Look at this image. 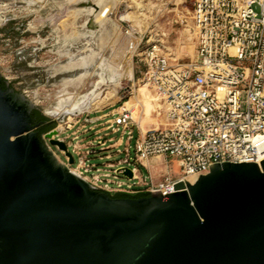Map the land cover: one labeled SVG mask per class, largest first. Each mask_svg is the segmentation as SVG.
<instances>
[{"label":"water","instance_id":"water-1","mask_svg":"<svg viewBox=\"0 0 264 264\" xmlns=\"http://www.w3.org/2000/svg\"><path fill=\"white\" fill-rule=\"evenodd\" d=\"M32 106L0 88V264H264V159L112 198L69 169L56 127L44 136L66 161L39 139Z\"/></svg>","mask_w":264,"mask_h":264},{"label":"built area","instance_id":"built-area-1","mask_svg":"<svg viewBox=\"0 0 264 264\" xmlns=\"http://www.w3.org/2000/svg\"><path fill=\"white\" fill-rule=\"evenodd\" d=\"M189 12L190 21L180 23L189 30L193 56L181 61L160 39L142 50L141 80L163 105L161 123L140 129L123 102L109 114L117 116L106 120L112 132H120L115 152L124 153L113 161L95 147L101 136L89 141L86 151L58 137L70 148L73 162L77 156L69 169L90 186L130 194L160 190L164 195L174 192L176 183H193L208 173L209 164H260L264 159V0H194ZM92 157L103 162H91Z\"/></svg>","mask_w":264,"mask_h":264},{"label":"rangeland","instance_id":"rangeland-1","mask_svg":"<svg viewBox=\"0 0 264 264\" xmlns=\"http://www.w3.org/2000/svg\"><path fill=\"white\" fill-rule=\"evenodd\" d=\"M193 1L0 0V15L6 17L0 24V75L55 119L57 137L76 143L79 151H86L98 136L102 142L114 136L94 143L96 149L101 147L100 155L108 152L116 160L124 153L105 147L120 136L106 123L117 114H108L119 111L124 102L140 129L162 122L163 105L141 80L142 50L160 39L175 56H182L181 61L193 56L189 30L180 23L190 21ZM254 10L259 12V7L254 5ZM90 161L103 162L98 157ZM76 162L74 155L73 167Z\"/></svg>","mask_w":264,"mask_h":264},{"label":"flooded vegetation","instance_id":"flooded-vegetation-1","mask_svg":"<svg viewBox=\"0 0 264 264\" xmlns=\"http://www.w3.org/2000/svg\"><path fill=\"white\" fill-rule=\"evenodd\" d=\"M4 85H5V86H2V85H1V81H0V88H1V90H3V91L8 90V88H12L10 85H8V84L6 83V81L4 82ZM36 110L40 111L41 114L45 115V114H44V113H43L38 107H36V106L33 105L32 107H30V109H29V111H28V114H29V117H30V124L34 127L33 129H34V131L36 132V134H37V136L39 137V139H40L41 141H43L47 147H50L53 151H55L56 147L53 146V145H51V144H49L47 138L44 136V134H45L47 131H49L50 129H52L53 126H52L51 128H49L48 130L42 132L41 134L39 133V130H40L41 127L45 126L46 124H54V121L51 120V119H48V120H45V121L38 120V119L35 117V115H34V111H36ZM45 116H46V115H45ZM53 137H54V138H58L57 135H55V136H53Z\"/></svg>","mask_w":264,"mask_h":264},{"label":"trees","instance_id":"trees-1","mask_svg":"<svg viewBox=\"0 0 264 264\" xmlns=\"http://www.w3.org/2000/svg\"><path fill=\"white\" fill-rule=\"evenodd\" d=\"M0 81H1V85L5 86L4 85L5 80L1 75H0ZM34 115L38 120H41V121L48 120V117L41 114L40 111H38V110L34 111ZM52 126H53V124H46L45 126L40 128L39 133L41 134L42 132L48 130ZM97 191L104 192L112 198H138L141 196H149L150 195L149 193L130 194V193H125V192H108V191H105L102 189H97Z\"/></svg>","mask_w":264,"mask_h":264},{"label":"bare ground","instance_id":"bare-ground-1","mask_svg":"<svg viewBox=\"0 0 264 264\" xmlns=\"http://www.w3.org/2000/svg\"><path fill=\"white\" fill-rule=\"evenodd\" d=\"M33 0H25V2H26V4H30L31 2H32ZM37 1V0H36ZM112 1V0H111ZM105 2V1H104ZM105 5V4H104ZM114 5V4H113ZM0 8H2V7H0ZM27 9V7H22V9ZM102 8V7H101ZM101 8H99V9H101ZM19 10H21V9H19ZM106 10V9H105ZM79 11V10H78ZM99 11V10H98ZM12 15L13 14H15V13H11ZM100 14V13H99ZM98 15V14H97ZM6 19V17L5 18H3L1 15H0V24L4 21ZM120 50V49H119ZM116 52V51H115ZM118 52V51H117ZM114 53V52H113ZM115 54V53H114ZM113 54V55H114ZM115 56V55H114ZM118 57H120V55L118 56ZM124 58V57H123ZM118 59V58H117ZM116 60V59H115ZM123 60V59H122ZM124 61V60H123ZM121 63V62H120ZM119 63V64H120ZM117 64V63H116ZM119 66V65H118ZM64 68H68V66H64ZM128 71H129V68H128ZM96 108V107H95Z\"/></svg>","mask_w":264,"mask_h":264},{"label":"crops","instance_id":"crops-1","mask_svg":"<svg viewBox=\"0 0 264 264\" xmlns=\"http://www.w3.org/2000/svg\"><path fill=\"white\" fill-rule=\"evenodd\" d=\"M108 115H109V114H108ZM119 142H120V140H119V141L117 140L114 144L108 145V148H109V147H114V146L117 145ZM97 149H98V148H97ZM140 175H141L142 177L147 176V175H148L147 170L144 169V168H142L141 171H140ZM153 178H154V179H158L157 176H156V177H153Z\"/></svg>","mask_w":264,"mask_h":264}]
</instances>
